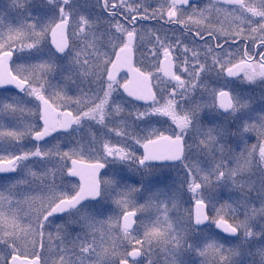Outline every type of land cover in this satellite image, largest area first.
Instances as JSON below:
<instances>
[{
	"label": "snow or ice",
	"instance_id": "obj_1",
	"mask_svg": "<svg viewBox=\"0 0 264 264\" xmlns=\"http://www.w3.org/2000/svg\"><path fill=\"white\" fill-rule=\"evenodd\" d=\"M0 264H264V0L0 2Z\"/></svg>",
	"mask_w": 264,
	"mask_h": 264
},
{
	"label": "rangeland",
	"instance_id": "obj_2",
	"mask_svg": "<svg viewBox=\"0 0 264 264\" xmlns=\"http://www.w3.org/2000/svg\"><path fill=\"white\" fill-rule=\"evenodd\" d=\"M0 2H3V0H0Z\"/></svg>",
	"mask_w": 264,
	"mask_h": 264
}]
</instances>
